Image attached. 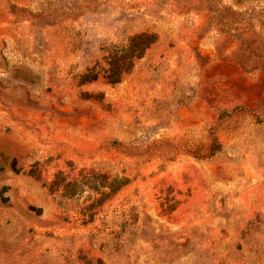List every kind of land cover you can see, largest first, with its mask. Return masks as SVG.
Segmentation results:
<instances>
[{
	"label": "rangeland",
	"instance_id": "rangeland-1",
	"mask_svg": "<svg viewBox=\"0 0 264 264\" xmlns=\"http://www.w3.org/2000/svg\"><path fill=\"white\" fill-rule=\"evenodd\" d=\"M0 264H264V0H0Z\"/></svg>",
	"mask_w": 264,
	"mask_h": 264
}]
</instances>
